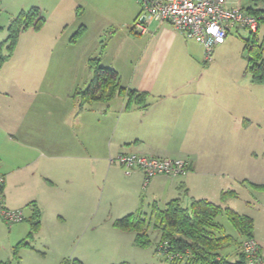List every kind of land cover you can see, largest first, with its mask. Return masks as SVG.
<instances>
[{"label":"crops","instance_id":"1","mask_svg":"<svg viewBox=\"0 0 264 264\" xmlns=\"http://www.w3.org/2000/svg\"><path fill=\"white\" fill-rule=\"evenodd\" d=\"M229 2L256 7L264 0ZM30 6L39 8L40 12L42 8L55 12L53 25L57 29L44 36L47 43L57 41L68 29L71 34L81 30L80 38L90 42L82 55L86 63L90 58H100L103 66L119 73L122 86L147 93L150 105L146 109L125 110L121 98L86 107L74 101L71 104L58 101L54 96V76L61 66L56 70L47 66L48 52L39 54L40 40L32 36L29 46L36 50L27 59L33 65L9 74L14 84L11 89L2 88L0 93L7 98L3 106L0 101V173L5 176V204L22 210L24 220L29 221L25 224L23 220L22 228L17 225L11 229L12 235L26 232L20 240L16 235L12 253L16 245L26 241L29 245L20 248L22 259L31 251L41 257L35 259L42 264L48 261L42 253L53 256V264H60L70 260V235L100 227L119 238L118 242L124 240L132 248H142L135 243V232L119 229L114 223L139 210L145 212L142 202L147 196L152 200L150 211L154 202L164 207L171 200L181 199L184 206L183 201L188 198L192 202L207 199L234 209V201L240 198L237 185L242 180L231 175L236 170L232 165L235 150L227 148L220 139L225 137L230 125L234 132L238 123L251 128L253 122L245 115L237 117L238 110L230 107L228 88H220L213 80H203L202 71L214 66H205L208 61L200 42L167 22H151L146 33L136 32L133 26L142 11L139 0H0V21L6 17L7 22L2 25L8 27L12 19ZM47 23L45 20L37 32L41 33ZM23 32L18 40L22 47L26 37ZM234 33L240 34L239 28L232 29L225 42L215 49L222 51L229 47ZM111 54H116L117 59L112 60ZM132 55L138 60L128 77L122 65L125 57ZM214 61L215 57L211 63ZM18 89L23 92L21 99L12 96ZM221 146H225L222 158ZM121 153L189 156L193 166L189 173L174 178L157 176L144 188L143 171L137 169L130 176L123 173L115 160ZM98 165L107 171L111 195L114 191L121 195L116 206L110 201L96 206L93 177ZM225 189L236 190L238 196L222 200ZM38 211L40 226L30 238L31 219ZM11 258L0 254V262ZM119 261L130 260L120 257L116 262ZM33 264L37 263L33 261Z\"/></svg>","mask_w":264,"mask_h":264},{"label":"rangeland","instance_id":"2","mask_svg":"<svg viewBox=\"0 0 264 264\" xmlns=\"http://www.w3.org/2000/svg\"><path fill=\"white\" fill-rule=\"evenodd\" d=\"M30 7H26L25 9L29 10ZM45 10L46 8H42L41 14L44 16L45 20H48L46 27L42 29L41 33L37 32L38 30L34 28L28 29L25 33L23 32V36H26L24 39L25 46L22 47L17 41L13 53L9 49V43H6L9 34L8 27L3 26L7 23L5 22L6 17H3L0 21V56L4 58V61L0 64V93L2 92V88L4 89L6 87L11 89L14 84L13 78L9 74H13L15 71L33 65V61L27 59V57L36 50V47L32 48V46H29L33 40L32 36H36L35 38L40 40L39 45L41 48L39 54L48 52L46 55L49 60L47 66H50V68L54 70H56V67L60 68L61 66V71L58 72V75L55 74L54 76L56 82V88L54 90L55 98H57L58 101H67L70 104L74 101L79 105V100L74 97L75 93L79 90H84L94 77L93 71L89 68L88 61L86 63V60L82 56L85 47L88 46L90 42L89 40L85 41V39L80 38L82 35L79 36L77 32L71 34V30L68 29L67 33L61 35L57 41L47 43L44 36L47 35L48 31L53 32L52 29H57V27L53 25V22L56 20L54 16L55 12L49 10L48 12ZM33 31H36L35 34L31 33ZM239 31L240 34L234 33L232 35L233 37L229 39V47H226L222 51L214 50L213 58L215 57V61L211 63L213 60L212 58L211 61L205 64V66H210L211 64L214 67H207V70L202 71L201 75L204 77L203 80H213L219 84L220 88L225 86V88L231 91L230 107L238 110V113H236L237 117L238 115H245L250 121L252 119L253 125L251 128L244 127L243 124L239 125L238 123L237 128L234 129L233 132L230 125L225 137L220 139V141H224L227 148L233 151L235 150L236 157L232 165L236 170L231 172V175L243 182L237 185L240 198L234 201L233 207L236 211L241 213H246L248 211L247 214L255 217L254 234L256 237L252 238L260 245L259 250L264 256V249L258 242L259 240L264 246V191L256 190L251 187L250 183L253 182L249 180L254 179L260 183L264 182V82H253L251 74L247 71L249 50L245 47V39L250 36L251 31L245 28H239ZM42 37H44V41L41 39ZM259 39L261 42L264 41V26L260 28ZM11 53L12 55L10 56ZM111 59H117L116 54H111ZM137 60L138 59L134 58L133 55L125 57L123 60L122 66H124L123 69L126 71L128 77L132 75L134 63L137 62ZM55 73H57V71H55ZM242 92L249 93V95L242 94ZM21 94H23V92L18 89L12 96L21 99ZM116 100L120 99L118 98ZM0 101L3 106L7 102V98L0 96ZM53 102L55 105L58 104L55 99H53ZM1 115L2 108L0 107V116ZM224 149L225 146L220 147L219 156L221 158L222 155H224ZM117 158L115 160L121 166L125 174V168L121 165L120 159ZM97 167L98 169L95 170L96 173H94L93 177V194L95 195L96 206L100 207L101 204L104 206L106 201H110L116 206L115 203H120L118 199L121 195L118 191H114L111 195L110 190L112 189L110 187V182L107 180V171L105 168L101 169L99 165ZM135 170L137 169H134L133 172ZM139 170L143 171L144 175H146L144 169ZM190 171L189 169L187 173ZM79 174L80 173H77V175ZM152 179L153 178L150 180L144 179L143 186L147 188ZM115 187H117V185L115 186L114 184V188ZM209 193L212 194V192ZM247 201H250V203ZM151 203L152 200L147 196L146 200L142 202V209L149 213ZM191 203L192 201L190 198L183 201L185 207L190 206ZM25 213L28 215L27 212ZM0 220V254L4 257L12 256L9 260L11 264H33V261L37 264H42V262H38L37 259H35L38 257L41 258L36 252L28 251L23 259L20 250L19 259L15 258L14 252L12 253V246L15 245L17 239L16 235L20 240L24 237V233L26 232L22 233L21 231L12 235L11 229L17 225H21L20 227L22 228L24 223L28 224L29 221L24 220V223L22 221L9 225L6 224L1 217ZM218 220L226 226L227 233L238 236L237 230L225 215L218 217ZM94 222H96V220ZM102 229L103 227L82 229L76 234L69 236V264H110L117 263L118 261L116 262V260L120 257L129 259L130 261H128V263L130 264H170L162 253H157L155 251L158 235L154 229L151 228L150 234L156 243L153 242L152 245L147 248H132L126 241L121 240V242H118L117 240H119V238ZM241 250L242 247L233 243L227 247L224 252L228 253L231 261L234 262L239 258L238 254H240ZM56 253L59 254V251L56 250ZM43 254L44 253L41 255L48 260L43 261L44 264H53L51 261L53 256L48 257ZM79 257H81V260ZM82 259L84 261H82ZM119 263H121V261H119Z\"/></svg>","mask_w":264,"mask_h":264},{"label":"trees","instance_id":"3","mask_svg":"<svg viewBox=\"0 0 264 264\" xmlns=\"http://www.w3.org/2000/svg\"><path fill=\"white\" fill-rule=\"evenodd\" d=\"M44 23L45 20L39 8L22 10L8 26L9 34L6 43H9L10 51L13 53L23 31L30 28L39 30ZM258 32H250V36L245 39V47L249 50L247 71L251 74L253 82L263 83L264 41H260ZM77 34L80 36L81 30ZM3 61L4 58L0 56V64ZM88 65L93 71L94 77L84 90H79L74 95L79 100L80 107H86L95 102L109 103L114 99L121 98L124 100L125 110L135 107L148 108L150 105L149 95L122 86L119 73L111 67L103 66L100 58H90ZM192 166L193 163L190 170ZM159 176L177 177L166 174ZM250 186L256 190L264 191V184L250 183ZM237 196L236 190L229 189L222 192V200ZM223 215L237 230L238 236L234 237L233 234L227 233L226 226L218 220V217ZM39 218L38 211L31 219L32 227L28 237L32 238L33 233L39 229ZM114 225L119 229L135 232V243L142 248H147L155 242L150 234L151 228L157 231L158 239L155 251L162 253L170 264H247L242 250L238 254L239 258L234 262L224 250L233 243L242 247L245 238L254 237L253 217L207 199L194 200L189 207H184L181 199L171 200L164 207H160L157 202H154L150 213L139 210V212L117 219ZM25 245L29 244L23 241L15 246L14 256L16 259H19L20 248ZM69 262V259H65L60 264H69ZM0 264H11V262L5 261Z\"/></svg>","mask_w":264,"mask_h":264},{"label":"built area","instance_id":"4","mask_svg":"<svg viewBox=\"0 0 264 264\" xmlns=\"http://www.w3.org/2000/svg\"><path fill=\"white\" fill-rule=\"evenodd\" d=\"M139 1L142 11L133 26L136 32L146 33L151 22H167L174 29L200 42L205 48L208 62L212 60L216 46L225 42L232 29L245 28L257 32L264 25V2L256 7H242L232 5L229 0ZM118 158L127 176L134 169H144L145 180L160 174H186L193 163L189 156L166 157L145 153L121 154ZM4 184L5 176L0 173V217L9 225L22 222L25 219L23 211L8 208L5 204ZM259 249L260 245L254 238L244 239L242 252L247 264H264V256Z\"/></svg>","mask_w":264,"mask_h":264}]
</instances>
